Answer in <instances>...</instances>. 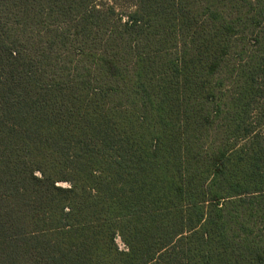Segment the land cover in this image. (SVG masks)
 <instances>
[{
  "label": "trees",
  "instance_id": "1",
  "mask_svg": "<svg viewBox=\"0 0 264 264\" xmlns=\"http://www.w3.org/2000/svg\"><path fill=\"white\" fill-rule=\"evenodd\" d=\"M0 264H264V0H0Z\"/></svg>",
  "mask_w": 264,
  "mask_h": 264
},
{
  "label": "rangeland",
  "instance_id": "2",
  "mask_svg": "<svg viewBox=\"0 0 264 264\" xmlns=\"http://www.w3.org/2000/svg\"><path fill=\"white\" fill-rule=\"evenodd\" d=\"M118 5H119V7H127L128 4H125V3H119ZM65 183H66V182H65ZM65 183H63V184H65ZM116 242H117V244H118V246H119L120 248H124V247H125L123 241L121 240V238H120L119 236L116 238Z\"/></svg>",
  "mask_w": 264,
  "mask_h": 264
}]
</instances>
